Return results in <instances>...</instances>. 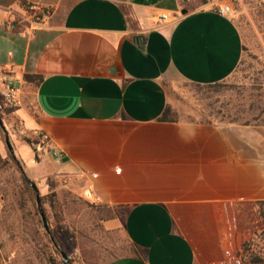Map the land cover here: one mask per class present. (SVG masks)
<instances>
[{
	"label": "crops",
	"instance_id": "0c3cea01",
	"mask_svg": "<svg viewBox=\"0 0 264 264\" xmlns=\"http://www.w3.org/2000/svg\"><path fill=\"white\" fill-rule=\"evenodd\" d=\"M27 3L43 24L27 22ZM214 3L182 14V0H0V91L10 80L23 90L1 117L14 153L31 180L112 210L103 227L134 252L105 264H244L219 204L264 201V130L158 121L170 86L222 82L242 60L240 32Z\"/></svg>",
	"mask_w": 264,
	"mask_h": 264
},
{
	"label": "rangeland",
	"instance_id": "374dc122",
	"mask_svg": "<svg viewBox=\"0 0 264 264\" xmlns=\"http://www.w3.org/2000/svg\"><path fill=\"white\" fill-rule=\"evenodd\" d=\"M202 1L184 0V7L193 10ZM209 2H215L216 7L230 5L232 14L229 17L242 37V60L218 88H196L184 82L173 84L168 89L170 106L177 121L183 124L204 125L205 128L210 125H252L264 130V0H206ZM9 83H15V80ZM29 107L32 113L35 112L34 105ZM4 108L9 107L0 109V117L4 115ZM8 126L17 130L15 132H22L19 122ZM0 148V157L5 159L0 162V264H48L49 245L43 236L45 230L37 221L35 207L22 185V174L15 160L12 156L13 161L7 159L9 151L1 129ZM15 157L18 160L16 154ZM53 183L42 181L38 191L39 195L56 194L62 221L57 222L56 210H51L49 223L59 234L67 258L74 264H105L129 251L123 233L106 230L103 221L98 220L93 206L99 204L63 188L56 190ZM60 259L62 261L61 254Z\"/></svg>",
	"mask_w": 264,
	"mask_h": 264
},
{
	"label": "trees",
	"instance_id": "16d2710c",
	"mask_svg": "<svg viewBox=\"0 0 264 264\" xmlns=\"http://www.w3.org/2000/svg\"><path fill=\"white\" fill-rule=\"evenodd\" d=\"M201 4H206V0H203ZM183 10L190 11L191 9L184 7V0H182ZM43 12L45 10L43 9ZM23 80L25 82H33L35 84L42 80L39 75H29L24 74ZM196 88L205 89H215L221 86L222 82H217L213 84H196L187 83ZM159 122H177V115L170 105H166L162 115L158 119ZM27 142L31 143L29 140L25 139ZM7 159L12 160L11 155L8 152ZM13 161V160H12ZM0 162H5V159H1ZM22 185L25 192L31 198L33 205L35 207V215L37 216V221L42 225L41 219L39 218V213L36 208L35 194L30 185L25 181L23 176H20ZM40 201L42 205V210L44 216L47 219L48 226L52 232V236L56 243L65 251V248L61 245L59 234L55 233L51 228L50 222V211L56 210L55 219L57 222L62 221V215L60 214L59 201L56 198L54 192H50L46 195H40ZM199 210L198 216L200 218H209L206 211V205L197 204L195 205ZM97 212V218L100 221H106L114 218L112 210L106 206L98 205L93 206ZM203 207V208H202ZM219 207L222 209L223 215L226 218L227 223V238L226 247L230 254L237 258L240 262L244 264H253L264 262V201L263 202H237V203H221ZM43 236L45 237L49 245V253L47 254L48 264H62L60 259L59 251L54 247L49 235L43 231ZM129 252H134L133 248L130 246L126 240ZM67 264H74L71 258L68 257Z\"/></svg>",
	"mask_w": 264,
	"mask_h": 264
},
{
	"label": "built area",
	"instance_id": "2783aa9c",
	"mask_svg": "<svg viewBox=\"0 0 264 264\" xmlns=\"http://www.w3.org/2000/svg\"><path fill=\"white\" fill-rule=\"evenodd\" d=\"M25 9H27L30 13V19L27 20L29 23H33L34 25L43 24L45 17L47 16L46 12H43V9L36 4L27 3L24 5ZM216 12L222 16L229 17L232 14V9L228 4H220L216 7ZM180 14H178L179 16ZM162 20L166 19L165 15H161ZM6 28L11 30L13 28V24L11 21H8L6 24ZM22 84L20 82L9 83L0 91V109L2 107L16 108L21 106L22 104ZM23 124L19 122V127L22 128ZM37 141L41 147H44L45 150H50L53 159L57 162L62 160V153L52 147V141L49 135L45 132H38L36 135ZM86 197L90 198L91 201L95 204L99 203V198L93 196L91 193H86Z\"/></svg>",
	"mask_w": 264,
	"mask_h": 264
},
{
	"label": "water",
	"instance_id": "95a60500",
	"mask_svg": "<svg viewBox=\"0 0 264 264\" xmlns=\"http://www.w3.org/2000/svg\"><path fill=\"white\" fill-rule=\"evenodd\" d=\"M186 11L183 10L182 11V14H185ZM0 129L3 131L4 133V139H5V144H6V147H7V150L9 151V153L11 154V156L13 157V159L15 160V163L16 165L18 166L22 176L24 177L25 181L31 186V188L34 190V193H35V201H36V205H37V209H38V212H39V215H40V218H41V221H42V225H43V228L44 230L46 231V233L49 235L53 245L56 247V249H58V251L60 252L61 254V258H62V264H67V261H68V258H67V255L65 252H63L59 247L58 245L56 244L53 236L51 235V231L48 227V223H47V219L46 217L44 216V213H43V210H42V205H41V201H40V195H39V191H38V186L42 185V181L39 180L37 181L36 183H34L33 181H31L25 174L24 170H23V167L22 165L19 163V161L16 159L15 157V154H14V150H13V146L12 144L10 143V140H9V134H8V131L6 130V127L0 117Z\"/></svg>",
	"mask_w": 264,
	"mask_h": 264
}]
</instances>
